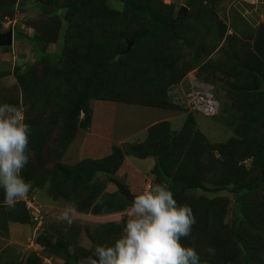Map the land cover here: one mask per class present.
I'll return each mask as SVG.
<instances>
[{
    "label": "rangeland",
    "instance_id": "1",
    "mask_svg": "<svg viewBox=\"0 0 264 264\" xmlns=\"http://www.w3.org/2000/svg\"><path fill=\"white\" fill-rule=\"evenodd\" d=\"M34 1L0 0V30L14 31L13 44L0 48V103L16 105L31 132L21 170L28 194L9 206L0 190V264H27L33 252L41 264H92L93 249L120 233L131 207L125 197H112L118 189L110 178L136 195L159 182L158 163L171 178L204 186L173 193L192 209L195 223L183 243L201 264H247L246 253L255 263L264 259V4ZM126 1L169 22L167 34L134 40L151 22L125 9ZM76 2L80 8L67 22V7ZM43 51L80 52L81 67L97 75L93 87L114 100L66 93L73 82L55 73L66 58L58 63ZM74 72L87 84L85 71ZM203 85L212 86L207 107L197 101ZM59 165L74 170L63 176ZM97 165L106 171L91 172ZM77 167L82 182L72 179ZM259 176L253 193L236 189L244 177ZM67 202L77 210L70 226L55 219Z\"/></svg>",
    "mask_w": 264,
    "mask_h": 264
},
{
    "label": "clouds",
    "instance_id": "2",
    "mask_svg": "<svg viewBox=\"0 0 264 264\" xmlns=\"http://www.w3.org/2000/svg\"><path fill=\"white\" fill-rule=\"evenodd\" d=\"M30 134L18 107L0 103V190L9 206L24 198L31 187L21 175L30 159ZM76 213V207L67 202L55 219L70 226ZM194 223L190 206L178 203L167 183H153L131 199L120 233L93 249L92 264H201L196 250L183 243ZM208 252L214 254L211 248Z\"/></svg>",
    "mask_w": 264,
    "mask_h": 264
},
{
    "label": "trees",
    "instance_id": "3",
    "mask_svg": "<svg viewBox=\"0 0 264 264\" xmlns=\"http://www.w3.org/2000/svg\"><path fill=\"white\" fill-rule=\"evenodd\" d=\"M193 1L194 0H189L187 2L188 3V7L191 5V3ZM77 8H80V3H78V2L73 3L71 5H68V7H67V15H66L67 22H70L73 19V14L75 13L76 10H78ZM124 8L125 9L130 8L131 11L134 12L133 14L135 16L139 15V16H142L144 18H148L150 20V22H151L150 28L143 34V36L142 35L141 36H137L136 35V37L133 38L134 40H141L143 38H147V37H149V35H151L152 32L153 33L162 32V34H167V32L169 31V27H170L169 22H167L165 20L153 18L147 9H143L142 11L137 10L131 5V3L129 1H126L124 3ZM181 19H182V17H178L176 19H172L171 21L174 24H179L181 22ZM15 34H16L17 38H19L20 36H23V38H26L28 40H32V42L37 46L36 41H35V39L33 37L28 36L27 34H24L22 32H15ZM69 44H71L70 41H66L65 42V45H69ZM8 47L9 46H4V47H0V48L1 49L2 48L7 49ZM79 53L75 54V56L67 55L68 57H65V56H63L61 54H51V53L46 52V51L42 52V54L45 55V56H51V57L55 58L58 63L61 62L63 60V58H66L65 65L62 68L58 69V70L56 69V72H55L56 74H61L60 78L63 77L64 74H65V76L67 74L69 76V80L73 82V85H71V87H66L65 88L66 93H67L68 90L71 89V92H73L72 96H76V95L80 96V94H81L84 97V99H87L89 97H93V98H97V99L114 100V98H111L113 96H110V97L103 96L102 94H100L101 92H100L99 89L93 87L92 80L97 75L95 74L93 69H92L93 71H91V70L86 71V69H84V67H81V63L82 62L80 60V56H79L80 54ZM123 59L124 58H122V60ZM70 60H71V62H69ZM58 63H53L54 65L53 66L51 65V67L52 68L56 67V64H58ZM103 67H104L106 72H107V70H111L108 66H106V64H103ZM80 69H81L82 72L85 71L86 73L85 72L84 73L86 75H89V79L87 81V84L85 83V80L79 79L78 77H76V79H74L75 77H71L74 74L77 75V76L82 75L83 73L76 74L74 72V71H78ZM75 82H77V83L81 82L83 84V87H80L79 85H76ZM60 92L63 93L62 91H60ZM77 105H78V107H81V106L83 107L85 104L78 103ZM134 151H135V147L134 148H127V153L132 154V153H134ZM146 155H149L148 152H144V153H140L139 154L140 157H144ZM254 156L257 157L258 155L254 154ZM59 167H60V169H58L59 171H57V172H60L63 176L71 175V174H69L71 172V169L74 170V168H72V167H65V166H60V165H59ZM261 167H262V169L264 171V162L262 163ZM77 169H78V167L72 173V179H73V181L82 182L83 173L82 172L80 173ZM155 170H157V172H158L157 180L159 182L169 183V187L172 189L173 193L174 192L176 193L175 190L178 189V188H180L181 192H183V193L186 191V188H191V187L204 188L203 185L198 184V183L197 184L192 183V182L186 183L181 178H175V179L171 178L169 176L168 171L166 170L165 166L163 165V163L162 164L158 163V165L155 167ZM97 171H106V169H105V167H103L101 165H99V166L97 165L94 168H92V170H91V172H97ZM107 172H108V169H107ZM52 176H53V178H51V181L55 185L56 184L55 179L57 177L59 178V176H58V174H54V173L52 174ZM260 179H261V176L255 177V178L244 177L243 180L236 186V189L245 188V193L246 194H251V193H253L255 191L257 183L260 181ZM114 195L124 199V196L121 193H119L118 191L113 193L112 197H114ZM179 195H180V193H179ZM95 208L96 209H102V206L101 205L100 206H96ZM110 208L114 209L115 207H110ZM110 208H108V209H110ZM96 209L94 210V213L99 212ZM210 228H212V227L206 226L204 228V230L207 231ZM254 254H256V255L258 254V251H257L256 248L254 250ZM244 257L246 258L247 264H264V259H262V258L258 257L257 262L255 263V261L253 260L251 255L246 253ZM67 259H68L69 262L73 263V262H76L77 256L75 254H69L68 253L67 254ZM232 260L234 261V259H232ZM226 263L227 262H225L224 264H226ZM27 264H41V260L38 258L37 254L35 252H33L32 254H30Z\"/></svg>",
    "mask_w": 264,
    "mask_h": 264
},
{
    "label": "water",
    "instance_id": "4",
    "mask_svg": "<svg viewBox=\"0 0 264 264\" xmlns=\"http://www.w3.org/2000/svg\"><path fill=\"white\" fill-rule=\"evenodd\" d=\"M184 9H187V6H184ZM13 36V28H9L6 31L0 30V47L11 46L13 44ZM131 43L132 42H128L127 50L129 49ZM110 180L117 186L118 192L121 193L127 200L131 201L134 195L130 192L128 187L118 179L110 178Z\"/></svg>",
    "mask_w": 264,
    "mask_h": 264
},
{
    "label": "built area",
    "instance_id": "5",
    "mask_svg": "<svg viewBox=\"0 0 264 264\" xmlns=\"http://www.w3.org/2000/svg\"><path fill=\"white\" fill-rule=\"evenodd\" d=\"M241 2H247L250 4H264V0H239ZM212 87V86H211ZM210 87V85H203V90H200L197 92V96H199V99L197 101H199L204 107H207L209 105L210 102V97L212 94V88ZM206 95H207V99H206Z\"/></svg>",
    "mask_w": 264,
    "mask_h": 264
}]
</instances>
